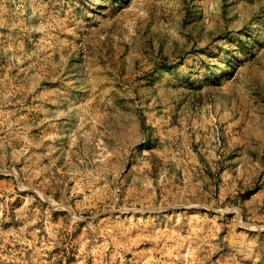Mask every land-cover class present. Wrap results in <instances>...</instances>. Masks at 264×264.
Returning a JSON list of instances; mask_svg holds the SVG:
<instances>
[{
  "label": "rangeland",
  "instance_id": "rangeland-1",
  "mask_svg": "<svg viewBox=\"0 0 264 264\" xmlns=\"http://www.w3.org/2000/svg\"><path fill=\"white\" fill-rule=\"evenodd\" d=\"M0 264H264V0H0Z\"/></svg>",
  "mask_w": 264,
  "mask_h": 264
}]
</instances>
